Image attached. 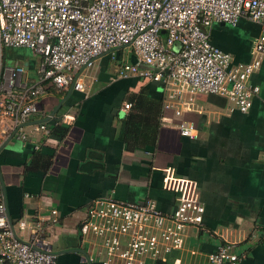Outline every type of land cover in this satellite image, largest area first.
Returning a JSON list of instances; mask_svg holds the SVG:
<instances>
[{
	"label": "crops",
	"instance_id": "obj_1",
	"mask_svg": "<svg viewBox=\"0 0 264 264\" xmlns=\"http://www.w3.org/2000/svg\"><path fill=\"white\" fill-rule=\"evenodd\" d=\"M263 29L264 21L246 18L234 26L213 23L210 40L228 52L233 63H245ZM124 49L100 56L86 71L87 91L49 87L39 97L38 112L23 128L31 133L36 124L44 123L46 130L25 141L10 135L0 142V180L9 222L26 240L18 220L32 223L43 216L45 243L56 254L54 264H100L97 259L84 261L95 248V238L90 236L87 242L79 231L87 208L96 198L111 196L132 203L152 199L160 210L170 212L175 193L163 187L168 171L195 181L204 206L203 223L186 230L182 246L166 261L146 264H210L209 254L223 241L233 242L236 252L244 255L238 264H264V60L251 78L260 91L248 112L230 110L225 97L198 94L176 116L162 109L161 83L120 77L117 66L113 71L111 60L135 62ZM4 51L5 63L14 65L20 58L25 68L22 79L33 83L38 59L31 50ZM142 87L153 107L148 108L150 114L124 108ZM130 111L139 120L147 119L141 128L153 131V142L128 146L124 127ZM179 121L194 122L196 136H182L176 127ZM5 126L7 121L0 123Z\"/></svg>",
	"mask_w": 264,
	"mask_h": 264
},
{
	"label": "built area",
	"instance_id": "obj_2",
	"mask_svg": "<svg viewBox=\"0 0 264 264\" xmlns=\"http://www.w3.org/2000/svg\"><path fill=\"white\" fill-rule=\"evenodd\" d=\"M241 18L262 24L264 0H0V123L7 121L0 127V142L10 135L25 141L46 130L44 123L31 133L23 128L38 112L39 97L49 87L87 91L86 71L120 47L130 48L135 62L122 59L117 74L161 83L163 110L179 116L180 107L196 95L213 94L225 97L230 110L248 112L260 91L251 78L264 60V29L245 63H233L231 55L210 40L213 23L234 26ZM5 47H26L37 57L33 83L22 79L24 66L5 63ZM130 106L124 104L125 109ZM176 127L182 136H196L192 121H179ZM163 187L175 193L170 212L160 210L152 199L93 200L79 225L87 242L95 238L92 257L84 261L146 264L166 261L179 249L186 230L202 225L204 206L191 179L167 171ZM45 220L19 219L17 227L27 235L23 240L9 222L0 180V264H54L56 254L45 243ZM243 256L233 242L223 241L208 259L210 264H238Z\"/></svg>",
	"mask_w": 264,
	"mask_h": 264
},
{
	"label": "trees",
	"instance_id": "obj_3",
	"mask_svg": "<svg viewBox=\"0 0 264 264\" xmlns=\"http://www.w3.org/2000/svg\"><path fill=\"white\" fill-rule=\"evenodd\" d=\"M131 100L132 110H143L145 113H149L150 109L148 108H151L152 106L151 103L148 101L146 88L142 87L140 91L133 94ZM161 103L162 102L159 101L158 109L157 111L155 110L156 126H158L160 123ZM131 111L126 116L124 127V138L125 141L128 143V146L136 147L142 146V144H149L153 142V131H148V129L146 128H141V126L146 125L145 122L147 119L142 118L139 120V115Z\"/></svg>",
	"mask_w": 264,
	"mask_h": 264
},
{
	"label": "rangeland",
	"instance_id": "obj_4",
	"mask_svg": "<svg viewBox=\"0 0 264 264\" xmlns=\"http://www.w3.org/2000/svg\"><path fill=\"white\" fill-rule=\"evenodd\" d=\"M14 49V47H5L4 48V52H5V54H8V51H11V50H13ZM124 54L127 56V57H130L131 55H132V51H131V49L130 48H127V47H125V49H124ZM131 54V55H130ZM34 58H36L35 56H34ZM112 64L114 63V70L113 71H116L115 69H116V66H117V68H118V64H119V61H116V64H115V60L113 61V60H111L110 61ZM9 63H11V62H9ZM17 63V64H16ZM16 63L14 64V65H12V66H15V65H21L22 64V62H21V59L19 58L18 59V61H16ZM7 64V63H6ZM7 65H9V64H7ZM23 66V65H22ZM116 73V72H115Z\"/></svg>",
	"mask_w": 264,
	"mask_h": 264
},
{
	"label": "water",
	"instance_id": "obj_5",
	"mask_svg": "<svg viewBox=\"0 0 264 264\" xmlns=\"http://www.w3.org/2000/svg\"><path fill=\"white\" fill-rule=\"evenodd\" d=\"M166 32L165 31H161V34H165ZM10 224L12 225V223L10 222ZM80 252L82 253V254H84L85 256H87L86 255V252L84 251V250H80Z\"/></svg>",
	"mask_w": 264,
	"mask_h": 264
}]
</instances>
